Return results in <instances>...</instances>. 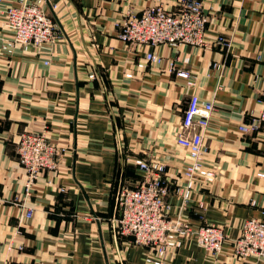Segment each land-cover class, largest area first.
<instances>
[{"label":"crops","instance_id":"0c3cea01","mask_svg":"<svg viewBox=\"0 0 264 264\" xmlns=\"http://www.w3.org/2000/svg\"><path fill=\"white\" fill-rule=\"evenodd\" d=\"M176 1L46 0L59 36L42 47L16 44L10 54L3 45L14 32L0 18V263L146 264L149 250L117 232V196L142 181L137 159H158L172 187L169 214L226 230L218 255L185 238L168 250L172 264H264L232 252L245 220L264 219V129L240 131L261 110L264 0H203L207 46L153 48L119 38L117 22L129 12L170 10ZM150 50L162 63L140 68ZM192 95L215 107L203 163L217 175L198 184L183 207L175 189L186 182L190 156L177 137ZM44 130L60 150L58 165L43 171L28 195L17 139Z\"/></svg>","mask_w":264,"mask_h":264},{"label":"built area","instance_id":"2783aa9c","mask_svg":"<svg viewBox=\"0 0 264 264\" xmlns=\"http://www.w3.org/2000/svg\"><path fill=\"white\" fill-rule=\"evenodd\" d=\"M45 1L19 0L17 4L0 5L2 25L14 32L4 46L8 54L13 52L16 44L42 47L59 36L56 23L45 10ZM208 20L203 0H177L174 9L152 5L141 13L129 12L117 22L118 36L131 46L155 48L167 43L170 46L192 44L202 47L208 45L205 38ZM218 43L226 44V41L220 37ZM162 61L160 54L150 50L145 54V60L137 65L145 68L147 64L158 65ZM171 65L174 66V62ZM177 75L190 77V73L184 70L178 71ZM90 77L94 78L95 74ZM126 77L130 79L133 74L126 73ZM258 101L261 104L260 112L251 115L249 122L240 126V131L245 134H256L264 129V84ZM214 109L212 102L192 95L184 113L177 143L189 151L190 163L183 171L185 184L175 189L183 199V207L188 205L198 184L205 185L216 179L217 167L206 168L203 163L206 153L204 132ZM16 153L28 176L29 195L43 171L57 168L60 150L51 142L46 130L23 131L18 135ZM135 164L142 172L143 179L136 187L122 188L118 193L119 215L115 220L118 234L131 237L135 244L149 250L146 264H172L167 258L168 250L181 247L185 238H193L199 247L218 255L226 239L224 226L210 223L196 226L184 218L171 216L166 200L172 187L166 177V164L158 159H137ZM259 175L264 177V173ZM200 204L203 205L202 202ZM31 215L29 209L26 218ZM232 252L243 260L264 258V219L250 217L245 220L240 236L233 240Z\"/></svg>","mask_w":264,"mask_h":264},{"label":"bare ground","instance_id":"6f19581e","mask_svg":"<svg viewBox=\"0 0 264 264\" xmlns=\"http://www.w3.org/2000/svg\"><path fill=\"white\" fill-rule=\"evenodd\" d=\"M6 44H7V41H6ZM6 44L3 45V49H5L4 46H5ZM5 263H6V262H5Z\"/></svg>","mask_w":264,"mask_h":264}]
</instances>
